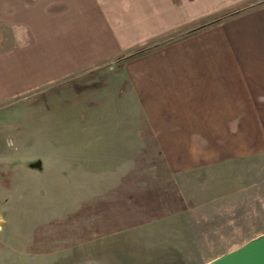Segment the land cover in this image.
<instances>
[{
    "label": "rangeland",
    "instance_id": "374dc122",
    "mask_svg": "<svg viewBox=\"0 0 264 264\" xmlns=\"http://www.w3.org/2000/svg\"><path fill=\"white\" fill-rule=\"evenodd\" d=\"M57 100L0 105V264H205L264 234V128L169 179L134 117L93 130Z\"/></svg>",
    "mask_w": 264,
    "mask_h": 264
},
{
    "label": "crops",
    "instance_id": "0c3cea01",
    "mask_svg": "<svg viewBox=\"0 0 264 264\" xmlns=\"http://www.w3.org/2000/svg\"><path fill=\"white\" fill-rule=\"evenodd\" d=\"M255 1L0 0V105L55 88L63 121L72 111L100 131L131 115L134 142L150 134L170 179L264 128Z\"/></svg>",
    "mask_w": 264,
    "mask_h": 264
},
{
    "label": "water",
    "instance_id": "95a60500",
    "mask_svg": "<svg viewBox=\"0 0 264 264\" xmlns=\"http://www.w3.org/2000/svg\"><path fill=\"white\" fill-rule=\"evenodd\" d=\"M205 264H264V234Z\"/></svg>",
    "mask_w": 264,
    "mask_h": 264
},
{
    "label": "trees",
    "instance_id": "16d2710c",
    "mask_svg": "<svg viewBox=\"0 0 264 264\" xmlns=\"http://www.w3.org/2000/svg\"><path fill=\"white\" fill-rule=\"evenodd\" d=\"M243 245V244H242Z\"/></svg>",
    "mask_w": 264,
    "mask_h": 264
}]
</instances>
